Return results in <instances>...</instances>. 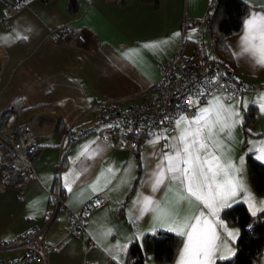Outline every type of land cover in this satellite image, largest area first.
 I'll return each instance as SVG.
<instances>
[{
  "label": "crops",
  "instance_id": "0c3cea01",
  "mask_svg": "<svg viewBox=\"0 0 264 264\" xmlns=\"http://www.w3.org/2000/svg\"><path fill=\"white\" fill-rule=\"evenodd\" d=\"M242 1L251 9L241 32L228 38L226 45L235 69L234 79L258 87L264 85V65L243 52L242 37L245 21L254 13L264 14V0ZM206 5L207 0H157V6L138 0H124L121 6L109 0H80L77 13L69 17L64 0L46 3L27 0L16 11L0 3V116L9 124L31 119L35 124L48 125L50 130L37 139L35 179L26 180L20 191L0 187V241L41 226L53 184L60 190L62 202L71 209L97 193H103L106 203L83 219L89 240L73 235L67 215L58 210L42 236L43 243L55 246L56 251L49 253L44 263L30 264H123L128 243L144 233L161 231L177 235L168 230L172 220L182 221L201 210L208 214V209L195 200L178 201V186L167 179L153 191L154 174L164 154H174L175 137L181 128L187 127L185 124L178 128L176 121L181 116L189 121L194 119L216 97L225 107L238 112L240 120L249 105L257 111L246 137L241 124L233 129L231 139L223 134L220 137L224 145L223 162L230 161L239 168L237 178L246 189L227 204L242 202L253 214L246 200L251 196L256 212L264 207V196H256L250 186L244 160L245 152L252 150L256 161L264 166V161L257 159L259 150L264 148V112L260 110L264 89L242 92L233 99L218 91L203 104H193L192 100L195 108L192 117L178 115L171 134L143 135L135 154L113 149L96 135L72 142L63 137L66 128L94 123L96 105L103 99L128 105L140 103L156 83L159 66L176 53L185 56L192 53L199 25L207 45L206 26L201 22ZM186 21L192 24L185 25ZM59 27L80 33L81 42L75 45L51 42L48 33ZM16 100L23 102L26 111L19 116L5 114ZM44 110V114L32 118L33 112ZM1 183L0 179V186ZM145 197L152 204L142 213ZM230 206L218 213L227 231L217 225L220 239L214 263L219 257L232 256L239 235L237 225L225 223L220 215ZM161 210L169 215L158 219ZM229 231L235 239L228 236ZM179 236L181 242L170 264H180L186 238ZM24 253L25 249L20 248L2 251L0 255L11 259ZM256 264H264V245Z\"/></svg>",
  "mask_w": 264,
  "mask_h": 264
},
{
  "label": "built area",
  "instance_id": "2783aa9c",
  "mask_svg": "<svg viewBox=\"0 0 264 264\" xmlns=\"http://www.w3.org/2000/svg\"><path fill=\"white\" fill-rule=\"evenodd\" d=\"M184 24L192 22L186 21ZM206 33L207 45H204V32L199 25L192 53L187 56L176 53L166 64L158 67V79L140 103L128 105L114 99H103L96 105L94 123L79 128H66L64 140L72 142L96 135L98 140L113 149H124L134 154L143 135L161 132L171 134L174 119L178 115L192 117L195 114L192 100L203 104L209 95L218 91H222L227 99H233L241 92L256 90V87L234 79L232 64L214 58L215 40L207 29ZM47 37L53 43L65 41L75 45L81 42L80 33L73 34L66 27L49 32ZM45 112L46 110L35 111L32 118ZM49 132L48 125L35 124L31 119L9 124L0 117V146L9 153L4 167L22 174L27 180H34L33 162L39 152L37 139ZM105 203L103 193H97L79 207L71 209L62 202L58 194L49 193L39 228H27L14 239L0 241V253L20 248L25 249V253L11 259H4L0 255V264L44 263L47 255L55 252L56 247L45 245L42 236L54 221L58 210H64L73 235L89 240L83 219L88 213L102 208Z\"/></svg>",
  "mask_w": 264,
  "mask_h": 264
},
{
  "label": "snow or ice",
  "instance_id": "6c2138e0",
  "mask_svg": "<svg viewBox=\"0 0 264 264\" xmlns=\"http://www.w3.org/2000/svg\"><path fill=\"white\" fill-rule=\"evenodd\" d=\"M242 44L244 53L255 56L257 63L264 65V14L254 13L245 21ZM260 110L264 112V96H261ZM238 117L239 113L231 107H225L219 97L210 101L209 107L200 109L194 119L189 121L181 116L176 121L177 127L185 124L187 127L181 128L175 137L176 144L172 145L174 154L165 153L154 174L153 191L167 179L178 186V201L195 200L208 209V214L201 210L182 221H171L168 230L186 238L180 264H214L218 251L217 241L220 239L217 225L227 231L218 213L222 208L230 206L227 204L230 198L246 191L237 178L239 168L230 161L223 162L224 145L220 138L223 134L231 139L233 129L242 122ZM259 151L257 159L264 161V148ZM246 200L255 215L257 209L251 196H247ZM151 204L152 200L145 197L142 213ZM168 215L166 210H161L158 219ZM227 234L235 239L233 232Z\"/></svg>",
  "mask_w": 264,
  "mask_h": 264
},
{
  "label": "trees",
  "instance_id": "16d2710c",
  "mask_svg": "<svg viewBox=\"0 0 264 264\" xmlns=\"http://www.w3.org/2000/svg\"><path fill=\"white\" fill-rule=\"evenodd\" d=\"M26 1L0 0V3L9 7L11 11H16ZM33 1L46 3L51 0ZM64 1L66 4V14L69 17L74 16L77 13L80 0ZM109 1H113L117 6H121L124 0ZM138 1L152 3L154 6H157V0ZM250 9L251 6L242 0H207L206 10L201 22L205 24L209 34L215 40V56L218 61H227L232 64V57L227 48L226 41L228 38L241 32L243 21ZM72 33L75 34L76 32ZM255 89H264V85H260ZM25 111L26 109H23V102L16 100L5 114L11 113L19 116ZM256 116L257 111L251 105L243 111L242 122L240 124L244 137L247 136L248 127L255 122ZM138 147L139 144L135 153H137ZM242 148H245L244 139ZM8 158L9 153L0 146V179L3 181L0 187H11L20 191L27 179L22 174L7 170L4 167V163ZM244 160L248 180L254 194L258 197L264 196V166L256 161L252 150L245 152ZM50 193H56L61 198L60 190L55 184H53ZM261 209H264V207ZM220 215L225 223L237 225L239 235L234 243L232 256L228 259H218L214 264H256L264 245V210L259 209L253 215L249 213L242 202H238L223 209ZM247 227H250V229L248 230ZM180 242L181 237L179 235L161 231L146 232L139 239L128 243L124 252L123 264H145L148 256L152 258L154 264H170Z\"/></svg>",
  "mask_w": 264,
  "mask_h": 264
},
{
  "label": "rangeland",
  "instance_id": "374dc122",
  "mask_svg": "<svg viewBox=\"0 0 264 264\" xmlns=\"http://www.w3.org/2000/svg\"><path fill=\"white\" fill-rule=\"evenodd\" d=\"M145 264H153L152 258L148 256V259L145 261Z\"/></svg>",
  "mask_w": 264,
  "mask_h": 264
},
{
  "label": "water",
  "instance_id": "95a60500",
  "mask_svg": "<svg viewBox=\"0 0 264 264\" xmlns=\"http://www.w3.org/2000/svg\"><path fill=\"white\" fill-rule=\"evenodd\" d=\"M19 0H15V2H18Z\"/></svg>",
  "mask_w": 264,
  "mask_h": 264
}]
</instances>
